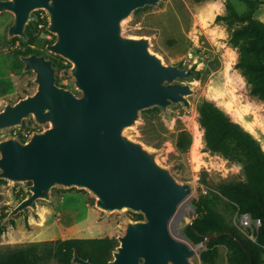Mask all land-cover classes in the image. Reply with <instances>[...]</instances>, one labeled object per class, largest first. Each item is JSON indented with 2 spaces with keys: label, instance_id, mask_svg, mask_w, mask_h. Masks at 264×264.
Masks as SVG:
<instances>
[{
  "label": "water",
  "instance_id": "obj_1",
  "mask_svg": "<svg viewBox=\"0 0 264 264\" xmlns=\"http://www.w3.org/2000/svg\"><path fill=\"white\" fill-rule=\"evenodd\" d=\"M160 0H0L10 13L8 41L29 40L26 28L44 11L47 32L55 36L45 49L71 64L74 90L57 85L53 60L45 54L19 55L23 72L33 75V93L0 110V131L33 118L43 127L25 141L0 140V180L27 184L26 197L5 217L37 211L51 200V189L85 190L106 215L130 212L104 264H193L195 250L170 231V223L191 193L188 184L157 161V152L131 138L145 110L168 115L173 106L190 109L194 88L184 80L190 68L165 64L146 37L125 35L135 11ZM72 264H94L73 251Z\"/></svg>",
  "mask_w": 264,
  "mask_h": 264
},
{
  "label": "rangeland",
  "instance_id": "obj_2",
  "mask_svg": "<svg viewBox=\"0 0 264 264\" xmlns=\"http://www.w3.org/2000/svg\"><path fill=\"white\" fill-rule=\"evenodd\" d=\"M226 1L160 0L157 6L139 9L123 26L125 35L148 38L150 50L165 64L190 68L197 73L191 80L183 81L195 91L187 97L189 110L173 106L168 115L157 108L146 110L138 126L128 131L131 138L156 151L157 161L191 188L189 197L171 220L170 231L195 250L193 264H233L240 255L234 236L215 233L211 225L198 217L195 202L201 196L214 201L228 225L244 237L255 241L258 231L253 225L240 229L238 210L227 205L223 198L217 200L219 183L242 180V168L206 150L204 130L198 120V105L204 99L212 101L243 128H254L251 134L264 150V101L251 94L250 85L236 68L238 52L230 42L232 30L239 24L228 25L217 18L225 13ZM230 1L239 12L246 9L245 4ZM35 14L38 20L28 24L29 40L25 43L18 37L6 39L5 30L13 17L7 12L0 13V110L6 102H16L35 90L33 75L22 71L19 55L45 54L53 60L57 85L74 90L69 74L71 64L45 49L55 36L46 30L48 21L44 11ZM254 17L264 23V0ZM42 130L31 117L10 131H0V140L17 136L25 141L33 132ZM180 132L189 135L187 146H177ZM26 186L0 180V256L31 246L56 248L54 242L67 239L108 237L118 245L117 237L123 233L125 221L137 220L127 211L106 215L95 207V199L85 190L59 187L51 189L50 201H37L36 212L28 208L27 213L20 212L5 220L9 210L26 197ZM195 226L202 231L197 237L188 233L189 227ZM38 264L61 263L53 257Z\"/></svg>",
  "mask_w": 264,
  "mask_h": 264
},
{
  "label": "trees",
  "instance_id": "obj_3",
  "mask_svg": "<svg viewBox=\"0 0 264 264\" xmlns=\"http://www.w3.org/2000/svg\"><path fill=\"white\" fill-rule=\"evenodd\" d=\"M237 1L246 5L244 11L239 12L235 3L227 0L225 13L217 18L228 25L239 24L230 35V42L238 52L236 68L250 85L251 94L264 101V23L254 17L261 0ZM197 109L206 150L236 162L242 168V180L219 183L220 197L217 200L225 199L226 204L234 206L240 216L247 214L252 220L259 219L260 225L255 241L244 237L228 225L217 211L216 203L207 196H201L195 202L198 217L211 225L215 233H228L235 237L240 255L233 264H264V150L249 131L233 121L214 102L204 99ZM189 142V135L180 132L177 146H187ZM134 217L141 218L139 215ZM200 232L196 226L188 229L193 237ZM54 244L56 248L53 249H38L36 246L15 249L0 256V264H38L43 259L53 257L58 258L61 264H72L74 250L94 264H104L117 246V242L108 237L67 239Z\"/></svg>",
  "mask_w": 264,
  "mask_h": 264
},
{
  "label": "built area",
  "instance_id": "obj_4",
  "mask_svg": "<svg viewBox=\"0 0 264 264\" xmlns=\"http://www.w3.org/2000/svg\"><path fill=\"white\" fill-rule=\"evenodd\" d=\"M250 225L255 226L258 229V226L260 225V220H252L247 214H243L240 216V229H244L246 227H249Z\"/></svg>",
  "mask_w": 264,
  "mask_h": 264
},
{
  "label": "bare ground",
  "instance_id": "obj_5",
  "mask_svg": "<svg viewBox=\"0 0 264 264\" xmlns=\"http://www.w3.org/2000/svg\"><path fill=\"white\" fill-rule=\"evenodd\" d=\"M231 87V86H230ZM231 108V107H230ZM233 108V107H232ZM231 110H233V109H231ZM250 126V125H249ZM246 129V131H249L250 133H252V131H254L253 129L254 128H252V127H247V128H245ZM198 138V137H197ZM199 141V140H198ZM201 143V142H200ZM38 214H40V213H38ZM46 215V214H45ZM45 215H43V216H45ZM43 218V217H42ZM44 219V218H43ZM46 219V218H45ZM46 221V220H45ZM42 223V222H41ZM44 225V224H43Z\"/></svg>",
  "mask_w": 264,
  "mask_h": 264
}]
</instances>
